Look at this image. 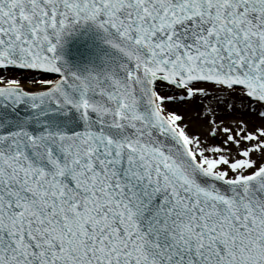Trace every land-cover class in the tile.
<instances>
[{"label": "snow or ice", "instance_id": "1", "mask_svg": "<svg viewBox=\"0 0 264 264\" xmlns=\"http://www.w3.org/2000/svg\"><path fill=\"white\" fill-rule=\"evenodd\" d=\"M0 264H264V0H0Z\"/></svg>", "mask_w": 264, "mask_h": 264}, {"label": "water", "instance_id": "2", "mask_svg": "<svg viewBox=\"0 0 264 264\" xmlns=\"http://www.w3.org/2000/svg\"><path fill=\"white\" fill-rule=\"evenodd\" d=\"M73 40H75V42H71L70 47H73V48L80 47L83 49V42L81 38H73Z\"/></svg>", "mask_w": 264, "mask_h": 264}]
</instances>
